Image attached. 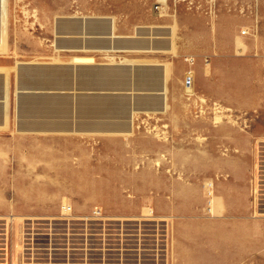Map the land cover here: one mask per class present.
<instances>
[{
    "label": "rangeland",
    "instance_id": "rangeland-1",
    "mask_svg": "<svg viewBox=\"0 0 264 264\" xmlns=\"http://www.w3.org/2000/svg\"><path fill=\"white\" fill-rule=\"evenodd\" d=\"M8 5L0 214L97 203L118 218L81 247L110 249L104 264H134L138 252L141 264H264V0ZM228 20L251 24L235 34L246 50ZM46 85L51 96L27 93ZM144 208L153 232L138 239ZM16 243L10 234L0 249Z\"/></svg>",
    "mask_w": 264,
    "mask_h": 264
},
{
    "label": "built area",
    "instance_id": "built-area-1",
    "mask_svg": "<svg viewBox=\"0 0 264 264\" xmlns=\"http://www.w3.org/2000/svg\"><path fill=\"white\" fill-rule=\"evenodd\" d=\"M38 208L21 214L16 229L12 223L16 214H0V240L9 239L10 234L18 239L16 249H0V254L7 260L14 256L17 264H93L92 261L98 257L104 264L108 256L113 255L110 249L81 247V244L92 245L97 236L105 238L107 231L112 230L109 221L118 217L104 207L86 201L61 200L51 211L42 205ZM148 214L141 215L144 219H135L132 230L134 235L141 234L138 239L152 235L153 227L151 229L148 222L152 215L151 212ZM76 238L80 242L78 248ZM134 256V264H141L140 252L134 253Z\"/></svg>",
    "mask_w": 264,
    "mask_h": 264
},
{
    "label": "crops",
    "instance_id": "crops-1",
    "mask_svg": "<svg viewBox=\"0 0 264 264\" xmlns=\"http://www.w3.org/2000/svg\"><path fill=\"white\" fill-rule=\"evenodd\" d=\"M2 2H3V0H0V32L1 31H4L5 28L8 29V26L6 27L5 26V23H4V25L2 24V19L4 20V22H6V21L8 22V19H9V5H8V0H4V5H5V14H4V17L2 15V7H1L2 6ZM5 18H6V21H5ZM228 23H229L228 26H227L228 27V29H227L228 30V35L234 37L233 40H234V43H235L236 47H241L243 49V51L246 50L247 49V46H248L247 45L248 44L247 39H241V40H239L236 43L235 42L236 41L235 40V34H236V30L238 28L249 27L251 24H248V23L239 24V22H233V21H230V20H228ZM241 33H247V31L246 30H242ZM2 36H3V34L0 36V46L5 47L6 46V40H7L6 38L7 37H2ZM258 38H259V36H257V34L253 35V43L254 44L257 43ZM5 49H3V50H5ZM21 68H25L26 69V67H22V66H21ZM197 68L199 70L201 69L203 72H207V70L204 67L200 66V65H197ZM24 72L25 71H21V73H20V77L21 78L22 77L25 78L24 77ZM2 84H3V81L0 80V94H2V96H3L4 95V92H3V85ZM0 124H2V120H0ZM149 209H150V212H151L152 209L151 208H149ZM145 215H147V214H145ZM20 216L21 215L16 214L15 217H13V219L16 222H18L21 219ZM13 228L16 229L17 228V225L14 226ZM16 246L18 247V243H16ZM175 249H177V248L175 247ZM14 263L17 264L16 262H14Z\"/></svg>",
    "mask_w": 264,
    "mask_h": 264
},
{
    "label": "water",
    "instance_id": "water-1",
    "mask_svg": "<svg viewBox=\"0 0 264 264\" xmlns=\"http://www.w3.org/2000/svg\"><path fill=\"white\" fill-rule=\"evenodd\" d=\"M90 20H95L97 21L98 19H90ZM79 34V33H78ZM90 36L92 35H96V34H88ZM36 66V65H34ZM48 85H46V87H37V88H28L26 89L27 90V93H32L34 95H37V96H51L52 94H48L46 92H43L45 91L44 89L47 88ZM24 89V88H23ZM92 90H99V91H102L99 95L100 96H105V95H110V96H114V95H117V94H126L124 91H119V90H115V89H111V88H92ZM137 91H139L138 89H135ZM140 91H143V90H140ZM61 96V95H59ZM79 96H88V98H90V100H92L94 98L95 95H79ZM126 96H131V94L127 95ZM67 100H71L72 97H66Z\"/></svg>",
    "mask_w": 264,
    "mask_h": 264
},
{
    "label": "bare ground",
    "instance_id": "bare-ground-1",
    "mask_svg": "<svg viewBox=\"0 0 264 264\" xmlns=\"http://www.w3.org/2000/svg\"><path fill=\"white\" fill-rule=\"evenodd\" d=\"M160 1L162 2V4L165 3V0H160ZM53 44H54V43H53ZM55 45H57V44L55 43ZM56 47H57V46H56ZM105 55H106V54H105ZM116 55H117V54H116ZM109 56H110V55H109ZM79 60H81V58L76 59V61H79ZM108 60H109V59H108ZM70 61H71V62H74V61H72V60H70ZM109 62H110V63H116V64H113V65H115V66H116V65H119V68H118V69H124V67L122 66V62H118V61L116 62L115 60H109ZM131 70L134 71L135 69H134L133 67H131ZM135 74H136V73H135ZM91 75H93V74H90V73L88 74L89 77H91ZM220 117H221V116H220L219 114H216L215 117H214V120H215V121H219V120H220ZM208 185H209V188H210L211 183H209ZM209 188H208V189H209ZM208 189H207V190H208ZM209 202H210V204H212V198H210ZM148 212H150V209H149V208H145V209H144V213H148ZM147 215H149V214H147Z\"/></svg>",
    "mask_w": 264,
    "mask_h": 264
}]
</instances>
